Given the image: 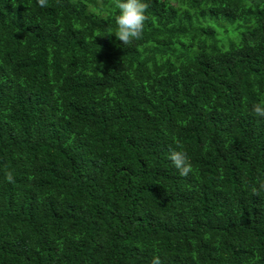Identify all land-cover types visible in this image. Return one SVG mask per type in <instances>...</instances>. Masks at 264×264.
<instances>
[{
    "label": "trees",
    "instance_id": "1",
    "mask_svg": "<svg viewBox=\"0 0 264 264\" xmlns=\"http://www.w3.org/2000/svg\"><path fill=\"white\" fill-rule=\"evenodd\" d=\"M146 2L0 0V264H264V0Z\"/></svg>",
    "mask_w": 264,
    "mask_h": 264
},
{
    "label": "clouds",
    "instance_id": "2",
    "mask_svg": "<svg viewBox=\"0 0 264 264\" xmlns=\"http://www.w3.org/2000/svg\"><path fill=\"white\" fill-rule=\"evenodd\" d=\"M36 3L41 8L48 6V0H36ZM112 7L117 12L115 15L116 29L114 33L109 32L107 35L114 36L124 46H130L134 42L141 40L146 21L149 19L147 15L149 4L146 0H112ZM252 113L258 118H264V102L254 104ZM169 159L181 176L193 173L194 169L186 151L173 150L170 152ZM5 180L13 183V173L10 171L6 172ZM261 189H264V184L260 185L259 188L252 187V194L259 195ZM151 264H162V262L159 257H153Z\"/></svg>",
    "mask_w": 264,
    "mask_h": 264
},
{
    "label": "rangeland",
    "instance_id": "3",
    "mask_svg": "<svg viewBox=\"0 0 264 264\" xmlns=\"http://www.w3.org/2000/svg\"><path fill=\"white\" fill-rule=\"evenodd\" d=\"M212 25L214 26L215 30H216V34L218 39H222V40H226L227 38H229L230 36H232V34H234V31L231 30L230 28H228L229 26H227V35L226 33L222 32V29L220 26L212 23Z\"/></svg>",
    "mask_w": 264,
    "mask_h": 264
}]
</instances>
